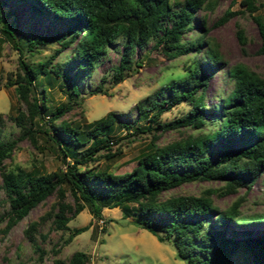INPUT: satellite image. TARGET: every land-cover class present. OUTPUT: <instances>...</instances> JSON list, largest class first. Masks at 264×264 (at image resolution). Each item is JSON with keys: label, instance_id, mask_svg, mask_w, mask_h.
<instances>
[{"label": "trees", "instance_id": "obj_1", "mask_svg": "<svg viewBox=\"0 0 264 264\" xmlns=\"http://www.w3.org/2000/svg\"><path fill=\"white\" fill-rule=\"evenodd\" d=\"M25 1L31 11L42 18L50 17L59 28L49 34H29L26 48L55 43L53 53L36 62L18 58V70L6 83L13 86L16 106L7 115L18 128L16 140L26 138L38 146V133L49 142V150L56 153L61 168L43 172L38 167L25 169L8 167L16 140L3 135L5 118L0 113V223L2 232L24 218L48 196L54 198L52 208L44 215L50 218L53 230H67L64 243L86 230L89 224L69 228L67 223L86 208L92 219L102 218L103 208L120 209L124 217H132L139 226L155 235L159 242H169L175 256L186 264H230L233 254L241 250L245 264H264V213H242L241 200L234 199L226 208H219L213 197L235 193L249 187L264 171V77L242 63L227 65L220 54L204 39L208 32L204 17L195 16L198 9H211L210 0H17ZM5 5L0 0V8ZM239 5L255 23L259 44L256 54H264V18L252 14L254 0H240ZM238 13L227 6L215 24H221ZM11 13L0 15V32L13 39L16 23L7 24ZM197 28L200 32L190 40L183 35ZM236 39L245 38L236 24ZM149 40L167 59L180 55L201 53L192 66L185 68L182 77L172 79L155 93L136 105L138 114L149 113L147 124L131 132L147 133L150 138L129 171L114 173L93 165L98 158L113 157L120 150L111 151L107 138L116 124L123 125L120 114L109 111L82 129L67 120H57L70 109L56 107L48 116L47 126L34 127L47 109L44 95L37 100L33 83L39 75L52 72L59 76L70 93L78 95V82L90 75L108 49L120 47L118 63L111 71L113 82L122 80L125 71L135 65L137 48ZM19 38L13 42L17 44ZM208 45L204 51H201ZM71 47L70 56L52 63L63 49ZM22 54L21 48L17 47ZM23 55V54H22ZM221 70L227 93L212 105L206 103V86L214 71ZM103 76L91 94L101 93ZM183 103L187 108L169 120L162 112ZM180 128L195 130L183 133ZM83 131L84 138L80 137ZM172 130L175 139L156 144L158 134ZM237 142L234 144V142ZM87 143L76 152L78 145ZM100 151V152H99ZM99 152V153H98ZM79 154L78 158L74 157ZM217 180V187L203 188L198 194L163 195V192L185 182ZM67 196L71 201H67ZM41 219H43L41 217ZM36 222H28L23 232L39 258L44 250L35 242ZM58 246L51 252L56 254ZM83 251H73L67 259L55 258L53 264H87Z\"/></svg>", "mask_w": 264, "mask_h": 264}, {"label": "rangeland", "instance_id": "obj_2", "mask_svg": "<svg viewBox=\"0 0 264 264\" xmlns=\"http://www.w3.org/2000/svg\"><path fill=\"white\" fill-rule=\"evenodd\" d=\"M5 5L0 8V15L6 10L11 13L5 20L7 24L16 23L14 37L11 39L0 32V113L5 118L3 135L8 139H15L19 134L17 127L6 119L7 115L15 113L16 106L13 86L6 83L13 78L18 70L17 61L21 56L25 61L36 62L46 59L53 53L57 45L53 42L39 45L28 51L25 37L29 34H49L57 31L59 26L50 17L42 18L34 14L25 1L3 0ZM174 1V0H172ZM181 1V0H177ZM240 0H210L211 9H198L195 16L205 18L208 32L204 39L209 46L220 54L227 65L242 63L249 69L264 77V54H256L254 51L259 44L254 21L248 12L239 5ZM256 10L252 14H258L264 18V0H254ZM229 6L230 10L238 13L230 16L221 24H215L223 10ZM238 24L245 41L239 44L236 39L235 30ZM200 32L197 28L187 31L183 40H190ZM19 38L17 44L13 42ZM153 40H149L143 47L137 48L134 55L135 65L125 71L122 80L112 81L111 69L117 65L120 47L115 45L108 49L104 56L97 63L90 75H85L78 82L79 93L73 95L64 84L61 77L55 76L52 72L48 76L39 75L33 83V93L37 100L44 95L47 109L40 118H36L34 127L42 129L47 126L48 116L58 106L69 105L57 119L67 120L76 128L82 129L85 123L101 118L107 112L122 115L119 121L123 125L115 123L113 132L107 137L111 151L120 150V153L109 158L100 157L93 163L97 168H106L114 173L129 171L137 164V158L145 150L150 136L147 133H134L131 130L135 127L142 128L147 124L150 114H138L136 105L144 101L148 96L155 93L166 82L182 77L187 66H192L196 59H201V53L193 51L172 59H167L160 52L159 48L152 46ZM208 45L201 48V51ZM17 47L21 48L22 54ZM71 47L63 49L56 55L52 63H60L70 56ZM101 91L91 94L100 78ZM229 83L225 82L221 70L214 71L209 77L205 94L208 105L215 104L219 96L227 93ZM186 106L181 103L162 112L161 118L169 120L182 114ZM83 130V129H82ZM80 137L84 138L83 131ZM183 133L195 130L180 128ZM175 131L167 130L160 132L156 144L160 145L179 137ZM38 135V146L35 148L26 138L16 140L15 148L12 151L11 159H6L8 167L15 165L32 169L38 167L43 172H50L61 168L60 160L56 153L49 150V142ZM264 137V132L262 134ZM237 142L235 141L234 144ZM87 143L78 145L76 152L82 150ZM100 152V151H99ZM98 152V153H99ZM80 155L75 154L78 158ZM1 184V179H0ZM222 182L217 180L190 181L178 187L163 192V195L176 194H198L203 188L217 187ZM0 195L1 191H0ZM240 198L239 210L242 213L262 212L264 213V171L260 173L249 187L238 189L233 194L222 197H213L215 204L223 209L234 199ZM54 198L48 196L43 202L33 207L28 214L13 225L8 231L2 232L4 222L0 223V264H53L55 258L67 259L73 251H83L88 256L87 264H186L175 256V250L169 242H159L155 235L141 228L135 218L124 217L120 209L103 208L102 218L94 220L88 210L84 208L74 218L68 221L69 228L80 227L89 224V227L74 236L70 241L64 243L68 236L67 230H53L50 218L44 215L52 208ZM67 201L71 198L67 196ZM4 209L0 208V213ZM41 217L43 219H41ZM36 222L37 226L33 237L38 246L44 250L41 258L33 251V247L26 239L23 232L27 223ZM58 246V252L54 254L51 248ZM241 250L233 254L230 264H245L242 262Z\"/></svg>", "mask_w": 264, "mask_h": 264}]
</instances>
